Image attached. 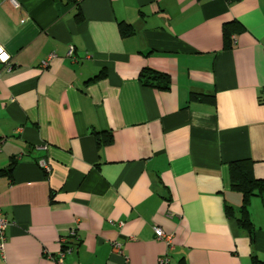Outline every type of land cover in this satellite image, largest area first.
Listing matches in <instances>:
<instances>
[{"label":"crops","instance_id":"1","mask_svg":"<svg viewBox=\"0 0 264 264\" xmlns=\"http://www.w3.org/2000/svg\"><path fill=\"white\" fill-rule=\"evenodd\" d=\"M14 1L0 0V263L56 264L66 237L64 264H264V190L250 235L229 174L242 160L264 178V0Z\"/></svg>","mask_w":264,"mask_h":264},{"label":"trees","instance_id":"2","mask_svg":"<svg viewBox=\"0 0 264 264\" xmlns=\"http://www.w3.org/2000/svg\"><path fill=\"white\" fill-rule=\"evenodd\" d=\"M229 1H235V0H229ZM224 38H225V45L226 47H230L231 45V38H230V32L225 25L224 27ZM121 32L123 34H128L130 32L128 25L122 24L121 26ZM102 76V73L100 75L95 76L94 79L99 78ZM141 79H143L145 84H156L157 87L160 88H167L168 87V76L164 73L153 71L151 69H144L140 74ZM192 97L194 99L204 100L205 94H193ZM191 97V98H192ZM95 136L99 140V136L102 135V133L94 132ZM107 137L109 135L105 134ZM109 141V137L107 139ZM14 161H12L8 166V173H11L13 167H14ZM229 174H230V185L231 188L234 190H237L242 193V202L240 207L238 208V215L236 216V220L238 224L247 230V232L251 235L253 232L252 223L249 218L248 210H247V201L249 196L257 194L264 190V178H253L250 173L249 166L246 165L245 161L239 160V161H233L230 164L229 168ZM226 212L228 215H234V211L230 206H226ZM2 264V263H0ZM252 264H263L257 257H252Z\"/></svg>","mask_w":264,"mask_h":264},{"label":"built area","instance_id":"3","mask_svg":"<svg viewBox=\"0 0 264 264\" xmlns=\"http://www.w3.org/2000/svg\"><path fill=\"white\" fill-rule=\"evenodd\" d=\"M11 1L15 6L17 5V3L14 0H11ZM72 53H73V47L70 46L68 50V54L72 55ZM51 56H53V54H51L50 57ZM9 60H10V55L4 50L2 46H0V62L9 63ZM47 61L48 59H44L43 61H41V65L45 67L47 65ZM42 148H45V147L43 146ZM40 164L45 169V171L50 170L49 164H47L46 162L40 161ZM10 224H11V221L4 215L0 207V255L1 257H3L6 229ZM117 224L121 226L122 222L119 221V223ZM153 232H154V237L156 239L164 241L167 247H169L170 249L173 248V240H172L173 235L171 233L165 232L158 225L153 226ZM69 236H71L72 238H76L75 231L72 230L69 233ZM66 240H67L66 237H60L59 241L63 245V247L55 255L53 254L49 255V258L53 260L56 264H64V257L71 250L69 246L65 245ZM111 245H112V251L120 253V254L123 253L121 243L112 241ZM157 264H169V257L167 256V254L160 255L157 259Z\"/></svg>","mask_w":264,"mask_h":264}]
</instances>
